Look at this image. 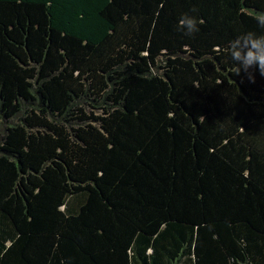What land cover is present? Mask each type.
I'll list each match as a JSON object with an SVG mask.
<instances>
[{"label": "trees", "instance_id": "trees-1", "mask_svg": "<svg viewBox=\"0 0 264 264\" xmlns=\"http://www.w3.org/2000/svg\"><path fill=\"white\" fill-rule=\"evenodd\" d=\"M249 50L264 0H0V264H264Z\"/></svg>", "mask_w": 264, "mask_h": 264}, {"label": "clouds", "instance_id": "clouds-1", "mask_svg": "<svg viewBox=\"0 0 264 264\" xmlns=\"http://www.w3.org/2000/svg\"><path fill=\"white\" fill-rule=\"evenodd\" d=\"M193 11H195L193 9ZM180 27L184 30V34L187 36H192L194 33L199 31V28L197 27V21L195 18L184 15L183 18L180 20ZM253 48L257 47L256 43L252 44ZM234 58H238L240 53L238 51H235L232 53ZM253 62H257L259 69H260V76L264 77V52H261L260 54H256L253 51L249 50L246 54L245 64L244 67H246L248 64H251ZM241 68L240 66H237V75L240 74ZM250 82H254V80H251Z\"/></svg>", "mask_w": 264, "mask_h": 264}]
</instances>
